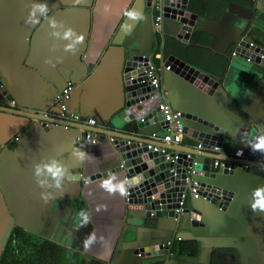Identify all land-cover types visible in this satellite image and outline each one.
<instances>
[{
    "label": "crops",
    "instance_id": "crops-1",
    "mask_svg": "<svg viewBox=\"0 0 264 264\" xmlns=\"http://www.w3.org/2000/svg\"><path fill=\"white\" fill-rule=\"evenodd\" d=\"M189 1L187 9L197 16L182 42L170 21L161 24V35L153 30L155 0H0V82L10 95L0 93V107L38 112L71 82L74 88L67 108L77 112L81 121L106 120L123 108L121 71L127 59L159 64L175 55L220 78L222 85L210 94L175 73L171 62L161 78L170 107L196 115L208 125L187 117L184 124L221 135L223 155L230 157L241 149V158L252 161L248 169L234 165L233 175L224 174L223 169L217 173L213 183L232 191L225 208L203 197L186 198L185 207L197 209L200 219L192 224L188 221L192 216L182 217L173 238L180 236L196 251L176 248L167 264H264V212L251 209L253 192L264 188V173L257 161L263 153H254L249 144L264 134V65L231 54L237 43L249 49L251 40L256 51H264V30L256 24L257 13L264 14V0ZM39 3H47L49 18L83 36L75 55L64 51L67 41L50 36L48 21L39 13L38 24L26 23L32 5ZM128 11L141 18H129ZM173 39L187 47L175 53ZM163 41L170 50L166 55ZM135 121L129 123L132 130ZM74 125L65 129L51 123L44 129L40 121L0 110V259L12 231L21 229L61 246L68 254H79V264H88L91 258L105 264H141L132 250L135 221L123 218L124 197L110 196L101 187L110 175L116 176L114 182L123 181L120 172L102 175L118 164L114 146L98 132H93L92 143L76 141L80 129L89 125ZM151 127L155 130L151 134L163 132L158 123ZM196 143L194 137L186 136L181 146ZM74 150L88 158L81 162ZM50 159L60 160L70 174L62 190L39 188L33 178V165ZM42 192L49 193L47 202L41 199ZM100 205L105 208L97 211ZM155 221L144 219L138 228L140 244L150 241L148 233ZM164 223L162 228H171V222ZM159 231L161 236L171 233ZM89 237L95 240L86 248Z\"/></svg>",
    "mask_w": 264,
    "mask_h": 264
},
{
    "label": "water",
    "instance_id": "water-1",
    "mask_svg": "<svg viewBox=\"0 0 264 264\" xmlns=\"http://www.w3.org/2000/svg\"><path fill=\"white\" fill-rule=\"evenodd\" d=\"M160 2L163 10V26L168 21L172 22L175 28L178 29L175 37L179 41L186 42L197 15L187 9L185 0H160ZM245 45L247 47L250 46L248 42ZM251 48L257 50L255 46L251 45L249 49ZM249 49H240L241 53L237 55L244 58L246 55L251 54ZM250 56H252L254 63L264 65V56L260 57L254 54ZM170 62L175 73L207 94H210L217 86L222 85L220 78L195 68L175 55H169L163 60L164 65H168ZM141 64L143 63L140 61L127 59L123 66V70L128 72L126 76L130 78L136 72L140 74L142 72ZM143 80L145 81V77L142 78L141 76L128 79L125 82L126 86L122 87L124 95L123 108L106 120L103 117H99L98 122L94 126H87L86 128L93 132L102 133L108 138H113L111 143L114 146L119 161L115 167L102 172V175L106 176L107 174L120 172L123 174V181L124 177L127 178L129 197L127 202L124 201L125 211L123 218L128 221L134 220L135 222L132 223L137 227L134 231L136 238L133 241L135 243L132 245L133 254H138L135 256L139 258L141 264H165L169 259L161 249V245L175 236L176 229L180 225V219L182 217H187L188 219V215L192 216L193 220H188L192 224L195 223V220L198 221L200 219L199 211L193 207H185L182 215L174 211L178 196L186 190L183 178H185L187 165L191 164L192 161L195 162V174L193 177L199 180L202 197L212 205L223 209L230 200L232 191L221 184L213 183V180H216V177L219 176L217 173L221 170L219 168L217 172H214L211 169L212 160H222V167H224L222 171L227 175H233L234 164H237V167H241V163L247 162V160L232 155L228 157L220 152L219 154L212 151H199L194 147L185 148L181 144L170 145L153 140L150 137L151 132L155 131L151 127L152 124L158 123L163 128L167 124L162 119L161 112L155 107V103L149 99L148 92L151 87L146 82L142 83L144 82ZM162 88L166 91L163 85ZM0 93L6 98L10 97L1 82ZM167 94L166 91L165 99L169 102ZM0 110L29 117L36 121H43L41 125L44 129L49 127L46 123L49 121L57 122L58 125L63 123V121L52 117H44L39 112H28L13 108L3 109L2 107H0ZM181 114L182 123V118L184 117L191 118L197 122L203 121L198 116L188 112L181 111ZM130 121H135L134 125L136 128L134 130L129 127ZM204 122L202 123L207 126L208 124ZM73 125L74 123H72ZM183 125V139L186 136H192L203 147L217 146L220 149L222 142L221 135L210 133L184 123ZM209 126L211 127V124ZM148 144L164 146L168 150L171 149L169 152L171 159L167 160L165 155L159 151L150 150L147 147ZM188 154H190V157ZM174 155H177V157L173 158ZM250 162L252 164V161ZM120 163H122V167L119 165ZM259 165L262 167L264 163L261 162ZM206 178L212 182L203 180ZM149 218L156 219L153 228L148 233L150 241L146 244H140L138 228L143 225L144 219ZM165 221L171 222L169 225L171 228H162L167 225L164 223ZM162 229H167L171 233L161 236L159 230Z\"/></svg>",
    "mask_w": 264,
    "mask_h": 264
},
{
    "label": "built area",
    "instance_id": "built-area-1",
    "mask_svg": "<svg viewBox=\"0 0 264 264\" xmlns=\"http://www.w3.org/2000/svg\"><path fill=\"white\" fill-rule=\"evenodd\" d=\"M188 2V0H185ZM154 11H155V16L153 18V29L154 31L161 35V22H162V5L160 0H155L154 5H153ZM250 45H256L254 41L249 42ZM240 49H243L242 46H240L239 43L233 48L231 51L232 55H237L240 52ZM249 52L253 55H259L260 57L264 56V51L259 52L256 50H251L249 49ZM250 54V55H251ZM246 55L244 59L246 61H252V56ZM141 64L142 67V72L139 74V72H136L133 77L128 78L127 71L122 70L121 71V80L122 84L124 86L125 82L128 79H133L141 76L142 78L145 77V81L142 83H147L149 87H151L150 91L148 92L149 99L152 100V102L155 103V107L158 108V110L161 112L162 119L164 122H166V126L163 128V132L161 134H151V138L155 141H160L166 144L170 145H179L182 143L183 140V134H184V125L181 122V111L173 109L170 107L168 102L165 99V94L166 91L162 88V83H161V78L163 75L164 70H169L171 65H164L163 61L159 64L153 63L151 60L144 61ZM254 63V62H253ZM135 69V68H134ZM74 88V84L71 82H67L62 88H60L58 91L55 92L53 96L52 103L49 105V107L44 108L42 110H39L38 112L44 116V117H52L57 120L63 121L61 125H63V128L68 129L70 126H72V123H84L89 126H94L96 124V119L95 118H89L86 121H81L80 117L77 112L71 111L67 108V100L69 98V94ZM9 106L14 107V102L9 100L7 101ZM56 107L58 110L56 111L54 109ZM43 123V121H40ZM47 125H50L53 123L54 125H58L57 122H46ZM93 131L87 128H81L80 133L76 136V141H81L86 144L92 143L95 141L93 137ZM16 138V137H15ZM110 141H113V138H109ZM147 147L150 150L153 151H159L160 153H163L165 155V158L171 159L169 156V150L164 147V146H157V145H150L148 144ZM195 149L199 151H212V152H219V148L217 146H212V147H203L200 142L197 141L196 145L193 146ZM238 152H242L241 149H238L233 153L232 156L235 157H243L242 155H237ZM190 157V154H188ZM177 155H174L173 158H176ZM259 162L264 163V153L258 158ZM194 164L195 162L192 161L191 164H188L186 167V172H185V187L186 190L181 192V194L178 196V199L176 200V206L174 207V211L177 214H180L183 212L184 207H185V201L187 197H198L201 195L200 193V185H199V180L194 178L195 174V169H194ZM122 167V163L119 164ZM223 161L220 159H213L211 163V169L214 172H217L220 168L222 169ZM236 165V164H234ZM251 166V162L247 160V162L241 163V167L243 169H248ZM261 172L264 173V166L261 168ZM124 181L127 180L126 177L123 178ZM129 192V191H128ZM129 195V194H128ZM124 197V201L127 202L129 196ZM181 237L176 236L175 239L172 238L171 240H168L166 242L162 243V248L163 252L166 255L168 259L172 258L174 256V251L171 249L172 244L174 241H180Z\"/></svg>",
    "mask_w": 264,
    "mask_h": 264
},
{
    "label": "clouds",
    "instance_id": "clouds-1",
    "mask_svg": "<svg viewBox=\"0 0 264 264\" xmlns=\"http://www.w3.org/2000/svg\"><path fill=\"white\" fill-rule=\"evenodd\" d=\"M49 8L47 3L33 4L29 17L26 23L38 24L40 21L36 18L37 13L40 14L45 20L48 21L49 28L52 30L50 36L57 40L67 41L64 46V51L75 55L78 52V45L83 42V36L78 35L73 29L66 28L62 23L57 22L54 18H49L48 16ZM129 18L136 20L139 17L134 11H128L125 13ZM46 63H51V61H46ZM251 150L255 153L257 151L264 153V134L259 135L255 138V141H249ZM74 155L81 162L84 161L87 157V154L74 150ZM237 155H242V152H238ZM69 172L65 165L58 159H50L47 162L41 161L33 165V178L35 183L39 188L42 189H55L62 190L63 184L66 180L69 179ZM116 181L115 175H110L107 179L103 180L101 187L106 191L110 196L116 195L117 193L121 197H126L128 192V182L127 181ZM49 198V193L42 192L41 199L47 202ZM105 206L100 205L97 208L99 211ZM251 209L255 212L257 210L264 212V188H257L253 192V202L251 204ZM80 216L84 217L85 214L81 212ZM87 218L85 217V220ZM95 240V237H89L85 240V247L88 248Z\"/></svg>",
    "mask_w": 264,
    "mask_h": 264
},
{
    "label": "trees",
    "instance_id": "trees-1",
    "mask_svg": "<svg viewBox=\"0 0 264 264\" xmlns=\"http://www.w3.org/2000/svg\"><path fill=\"white\" fill-rule=\"evenodd\" d=\"M191 0L189 1V3ZM190 5V4H189ZM192 9L193 7L190 6ZM256 24L264 30V14L257 13ZM173 48L175 53L178 54V50H183L187 47L183 43L176 39H173ZM158 45V44H157ZM168 44L163 41V53L170 50L167 49ZM157 49V47H155ZM176 242L179 244L176 245ZM181 242V243H180ZM184 244L183 241H174L171 249L176 252V248L182 252L194 253L196 251V246H189ZM16 250L17 254L14 253ZM67 264H79V254L71 252L67 253L66 249L61 246L43 239L41 237L32 235L30 233L24 232L21 229H14L10 234L7 241L5 249L0 259V264H59L60 262H66ZM88 264H105L100 260L91 258Z\"/></svg>",
    "mask_w": 264,
    "mask_h": 264
},
{
    "label": "bare ground",
    "instance_id": "bare-ground-1",
    "mask_svg": "<svg viewBox=\"0 0 264 264\" xmlns=\"http://www.w3.org/2000/svg\"><path fill=\"white\" fill-rule=\"evenodd\" d=\"M154 9V8H153ZM154 16H155V13H154ZM154 16H153V18H154ZM162 20H163V15H162ZM161 24H162V22H161ZM154 30V29H153ZM156 33V32H155ZM199 185H200V183H199ZM198 197H202V195H199ZM190 198V197H189ZM193 197H191L190 199H192ZM194 198H196V197H194ZM204 198V197H203ZM185 208V207H184ZM180 215H182V213H180ZM161 249L163 250V248H162V246H161Z\"/></svg>",
    "mask_w": 264,
    "mask_h": 264
},
{
    "label": "flooded vegetation",
    "instance_id": "flooded-vegetation-1",
    "mask_svg": "<svg viewBox=\"0 0 264 264\" xmlns=\"http://www.w3.org/2000/svg\"><path fill=\"white\" fill-rule=\"evenodd\" d=\"M175 254V253H174ZM168 260L165 262V264H167Z\"/></svg>",
    "mask_w": 264,
    "mask_h": 264
},
{
    "label": "rangeland",
    "instance_id": "rangeland-1",
    "mask_svg": "<svg viewBox=\"0 0 264 264\" xmlns=\"http://www.w3.org/2000/svg\"><path fill=\"white\" fill-rule=\"evenodd\" d=\"M184 118H182V120H183ZM114 220H118V219H114Z\"/></svg>",
    "mask_w": 264,
    "mask_h": 264
}]
</instances>
